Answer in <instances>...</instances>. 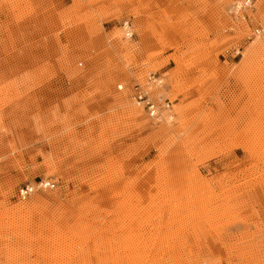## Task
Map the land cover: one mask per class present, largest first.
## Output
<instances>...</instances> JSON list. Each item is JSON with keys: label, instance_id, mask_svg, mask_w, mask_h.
I'll return each instance as SVG.
<instances>
[{"label": "rangeland", "instance_id": "374dc122", "mask_svg": "<svg viewBox=\"0 0 264 264\" xmlns=\"http://www.w3.org/2000/svg\"><path fill=\"white\" fill-rule=\"evenodd\" d=\"M234 2L0 0V264H264V0Z\"/></svg>", "mask_w": 264, "mask_h": 264}, {"label": "built area", "instance_id": "2783aa9c", "mask_svg": "<svg viewBox=\"0 0 264 264\" xmlns=\"http://www.w3.org/2000/svg\"><path fill=\"white\" fill-rule=\"evenodd\" d=\"M238 1L239 0H235V2L233 3V5L230 9L231 13L237 14V13H239V10L242 11V9L244 7H248V5L251 4V0H246V2L244 1L245 2L244 7H239L238 9H236V7H237L236 3ZM126 24H127V22H126ZM135 100L143 105V107L145 108V110L147 111L148 115L151 118H154L156 120L160 119V118H158L160 116V113H159V108H158L157 104L155 103L154 99H152L151 97L149 98L148 93L140 85L138 88H136ZM49 185H53V183H50L49 181L45 182V186H49ZM32 188H30L29 185H26L24 188L20 189V191H19L20 195L24 196L28 192L32 191L31 190Z\"/></svg>", "mask_w": 264, "mask_h": 264}, {"label": "bare ground", "instance_id": "6f19581e", "mask_svg": "<svg viewBox=\"0 0 264 264\" xmlns=\"http://www.w3.org/2000/svg\"><path fill=\"white\" fill-rule=\"evenodd\" d=\"M246 2V0H239L236 4H237V7H236V9H238L239 7H244L245 6V2ZM249 3V2H248ZM247 3V4H248ZM248 7H249V5H248ZM248 7H244L243 9H246V8H248ZM235 9V10H236ZM242 9V10H243ZM239 12L240 13H242L240 10H239ZM124 26H126V30L124 31L125 32V35L126 36H131L132 35V33H131V30H130V28L129 27H127V24H126V22L124 23ZM259 30H256V32H258ZM150 84H152V85H160L161 84V81H160V79H158L157 77H148L147 78V88H143L147 93H148V96H149V98L151 97L152 99H154V101H155V103L157 104V106H158V108H159V113H160V110H161V102H160V98H158V97H156V96H154L153 95V93L151 92V90L149 89V87H150ZM118 88L119 89H121L122 88V85L120 86H118ZM136 101V100H135ZM136 104L137 105H142V104H140L139 102H137L136 101ZM141 107H143V105L141 106ZM144 108V107H143ZM146 113H147V111H146ZM148 114V113H147ZM149 116V115H148ZM150 117V116H149ZM158 118H161V113H160V116L158 117ZM161 120V119H160ZM41 185H42V183H41ZM31 188V187H30ZM32 190V189H31Z\"/></svg>", "mask_w": 264, "mask_h": 264}]
</instances>
